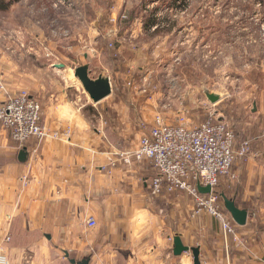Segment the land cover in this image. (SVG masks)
<instances>
[{
  "label": "crops",
  "instance_id": "0c3cea01",
  "mask_svg": "<svg viewBox=\"0 0 264 264\" xmlns=\"http://www.w3.org/2000/svg\"><path fill=\"white\" fill-rule=\"evenodd\" d=\"M132 27L124 31L133 32ZM137 31L141 39L151 30L139 23ZM109 37L103 33L94 38L96 49L84 54L83 67H88L91 79L109 78L97 74L96 59L104 57L112 68V93L98 103L85 90L82 93L79 84L65 83L71 80L63 77L73 71L72 67L66 71L67 65L59 61L66 59L61 53L54 54L58 62L37 71L27 67L15 50L0 60V105L8 95L30 87L31 96L42 105L41 124L50 135L20 148L0 124L4 264H73L71 260L76 264H264V107L255 108L258 117L252 118L258 121L262 115V123L245 126L237 139V148L251 141L253 152L238 159L232 168L235 178H222L217 188L225 208L229 200L247 212L245 225L234 221L236 237L226 236L208 213L192 217L194 204L188 193H170L165 185L161 195L152 194L154 167L148 159L139 161L130 155L144 135L142 125L151 128L162 112L163 94L152 96L140 89L136 93L128 87L130 82H141V69L123 71L114 57L132 55L131 46ZM110 41L115 47L109 55ZM37 55L26 59L39 61L40 52ZM119 67L122 72L117 73ZM34 74L43 78L41 88L33 86ZM74 78L78 79L75 74ZM25 176H29L26 185ZM89 220H95L96 226L89 227ZM177 239L188 249L181 255L175 253ZM194 250L199 253L197 261ZM33 251L36 255L28 257ZM14 253L21 254V261L13 258Z\"/></svg>",
  "mask_w": 264,
  "mask_h": 264
},
{
  "label": "rangeland",
  "instance_id": "374dc122",
  "mask_svg": "<svg viewBox=\"0 0 264 264\" xmlns=\"http://www.w3.org/2000/svg\"><path fill=\"white\" fill-rule=\"evenodd\" d=\"M156 9L161 33L151 36L155 27L139 39L137 25ZM128 24L133 32L124 31ZM103 33L111 40L128 42L137 51L130 48L132 55L114 57L115 61L129 73L141 69V82L134 83L136 87L128 83L130 89L152 96L163 94L158 115L167 123L176 124L180 117L191 125L214 119L227 123L237 139L245 126L262 123V115L258 121L252 118L258 117L255 108L264 107V0H19L0 11V60L17 51L18 58L37 71L58 62L61 53L66 59L59 61L67 65L66 71L72 67L76 72L87 62L84 54L96 49L94 38ZM114 43L107 44L109 55ZM37 52L39 61L26 59L30 55L37 58ZM96 60L97 74L106 75L110 82V63L104 57ZM120 67L117 73L122 72ZM73 72L63 77L71 80L65 83L79 84L83 93ZM38 74L30 80L41 88L43 78ZM25 91L31 95L30 87ZM212 93L220 96L216 103L207 97ZM28 253V257L36 255ZM14 254L21 261V254Z\"/></svg>",
  "mask_w": 264,
  "mask_h": 264
},
{
  "label": "built area",
  "instance_id": "2783aa9c",
  "mask_svg": "<svg viewBox=\"0 0 264 264\" xmlns=\"http://www.w3.org/2000/svg\"><path fill=\"white\" fill-rule=\"evenodd\" d=\"M42 116L41 103L25 90L8 95L0 107V124L20 148L30 140L42 142L49 137L41 125ZM142 129L144 135L130 156L139 161L148 159L154 167L152 194L161 195L165 185L170 193H188L194 204L192 217L208 213L220 223L224 235L236 237V224L217 188L222 178H235L232 168L238 159L253 152L252 142L244 141L237 148L233 129L214 119L191 125L187 118L180 117L176 124H169L158 115L151 128L142 125ZM23 182L28 184L29 176ZM199 187H209L210 193H201ZM88 226L95 227V220H89ZM4 262L0 257V264Z\"/></svg>",
  "mask_w": 264,
  "mask_h": 264
},
{
  "label": "water",
  "instance_id": "95a60500",
  "mask_svg": "<svg viewBox=\"0 0 264 264\" xmlns=\"http://www.w3.org/2000/svg\"><path fill=\"white\" fill-rule=\"evenodd\" d=\"M75 76L81 82L86 93L96 103L106 99L112 93V87L109 80L101 78L97 80L91 79L89 76L88 67H81L79 69H76ZM207 97L212 103H216L220 100V96L213 93L208 94ZM199 191L203 194H208L210 193V188L199 187ZM225 202L226 209L231 214L233 220L240 226L245 225L247 222V212L238 209L233 201L226 200ZM187 250L188 249L181 244L180 240L177 239L175 253L177 255H181ZM198 254V251L194 250V256L196 258V261L198 260ZM71 262L73 264H76L74 260H71Z\"/></svg>",
  "mask_w": 264,
  "mask_h": 264
},
{
  "label": "trees",
  "instance_id": "16d2710c",
  "mask_svg": "<svg viewBox=\"0 0 264 264\" xmlns=\"http://www.w3.org/2000/svg\"><path fill=\"white\" fill-rule=\"evenodd\" d=\"M184 1H187V0H184ZM16 2H19V0H10V2H8L7 0H0V11L8 10L11 7V5L16 3ZM156 12H157V9L152 12L151 17L143 16V22L142 23H143L146 30L149 31L153 27L157 26V28H156L154 34H152V36H155V35L161 33V31H162V28H160L161 25L158 24V21L156 20L155 15H154ZM127 23H129V22H127ZM128 25H130V24H128ZM259 77H261V76H259Z\"/></svg>",
  "mask_w": 264,
  "mask_h": 264
}]
</instances>
